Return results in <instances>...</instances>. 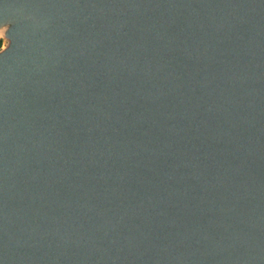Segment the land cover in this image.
Listing matches in <instances>:
<instances>
[{"label":"water","instance_id":"water-1","mask_svg":"<svg viewBox=\"0 0 264 264\" xmlns=\"http://www.w3.org/2000/svg\"><path fill=\"white\" fill-rule=\"evenodd\" d=\"M4 25L0 264H264V0H0Z\"/></svg>","mask_w":264,"mask_h":264},{"label":"rangeland","instance_id":"rangeland-1","mask_svg":"<svg viewBox=\"0 0 264 264\" xmlns=\"http://www.w3.org/2000/svg\"><path fill=\"white\" fill-rule=\"evenodd\" d=\"M4 27H6V25H4V26H2V28L0 29V36H1V31H3L4 30ZM2 40H1V44L4 46L5 45V40H3V38H1Z\"/></svg>","mask_w":264,"mask_h":264},{"label":"trees","instance_id":"trees-1","mask_svg":"<svg viewBox=\"0 0 264 264\" xmlns=\"http://www.w3.org/2000/svg\"><path fill=\"white\" fill-rule=\"evenodd\" d=\"M0 46H1V39H0Z\"/></svg>","mask_w":264,"mask_h":264}]
</instances>
